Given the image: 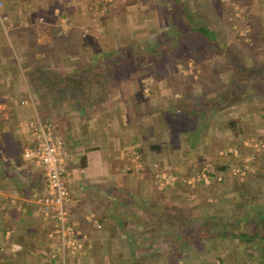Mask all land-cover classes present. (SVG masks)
<instances>
[{
	"label": "crops",
	"instance_id": "obj_1",
	"mask_svg": "<svg viewBox=\"0 0 264 264\" xmlns=\"http://www.w3.org/2000/svg\"><path fill=\"white\" fill-rule=\"evenodd\" d=\"M113 2L122 9L138 0ZM251 2L263 19L264 0ZM91 18L89 0H0V264H156L168 247L150 242L171 239L153 224L165 228L171 212L199 215L221 199L198 185L223 184L228 199L264 205V150L248 153L245 145L264 137V107L211 110L193 137L185 113L200 90L182 89L184 76L171 69L159 78L137 68L110 75L104 58H91L98 29L92 33ZM36 123L61 142L71 233L43 212L46 171L24 156ZM203 170L211 182L188 185ZM158 173L177 181L159 190ZM204 248L184 250L178 264H202L219 251Z\"/></svg>",
	"mask_w": 264,
	"mask_h": 264
},
{
	"label": "trees",
	"instance_id": "obj_2",
	"mask_svg": "<svg viewBox=\"0 0 264 264\" xmlns=\"http://www.w3.org/2000/svg\"><path fill=\"white\" fill-rule=\"evenodd\" d=\"M171 4H173L174 9L169 13L167 29L157 35L149 36L153 41L152 44L144 45L143 49L142 46L138 47L142 50L136 51L122 48H110L106 51L95 49L91 51V58L95 61L104 58L107 61L105 68L113 76L121 78L136 68L143 70V75L153 76L154 73L148 72V69L156 61H159L164 54L173 53L175 48L180 45L181 37L197 34L204 41L210 53L223 55L231 69L236 72L232 76L230 84L223 87L215 95L206 96L201 92V95L196 98H193L194 96L188 97V103H193L185 113L190 119L188 130L193 133V137H197L198 131L202 129L203 121H206L203 119L211 110H213V115L215 111L254 98L264 100V65L246 67L241 63L234 52L225 48L216 31L207 28L205 25L198 26L196 24L195 15L187 4V0H171ZM106 5L108 6L107 9H111L113 6L112 3ZM99 6H101V2ZM94 7L95 4L92 3V8ZM156 10L158 13H162L161 8ZM194 52L196 54L197 51L194 50ZM178 62L179 60L175 63ZM94 67L95 65L92 64V69ZM85 69L87 70V68ZM109 74L108 79H110ZM206 79L208 84H213L212 78L206 76ZM77 81H74L76 88L79 86L77 83L81 84V81ZM108 84L111 83L107 81V87ZM185 90L189 91L186 88ZM200 120L201 125L198 123ZM213 184L211 185L213 187L204 188L203 185H198V187H203L204 193L210 194L212 192L215 196L220 197L221 199L217 203L203 205L199 215H194L189 209L171 212L165 228H163L162 223L153 224L151 231L166 232L171 239L167 240L165 237L156 245L154 242H150V247L158 246L161 248L163 245L168 247L164 256L159 257L160 264H178L184 259V250L190 248L202 250L204 245L207 248L213 244L225 245L227 239L232 244L224 246L223 252L216 253L213 257L207 253L208 260H211L212 257V260H217L219 264H264V205L255 200L250 206L239 201L234 202L228 199L231 196L228 194V188L226 191L224 190L226 185ZM224 199L229 202H224ZM227 203L233 205H227ZM215 238L214 241H207ZM232 250L235 256L230 253ZM142 260L138 259V261H134V264H143Z\"/></svg>",
	"mask_w": 264,
	"mask_h": 264
},
{
	"label": "rangeland",
	"instance_id": "obj_3",
	"mask_svg": "<svg viewBox=\"0 0 264 264\" xmlns=\"http://www.w3.org/2000/svg\"><path fill=\"white\" fill-rule=\"evenodd\" d=\"M100 2L101 6H99ZM92 3L95 4L94 8H92ZM107 3L113 4L111 9H107ZM114 4L113 0L107 2L90 0L89 2L92 33L98 28L95 34H92V44L96 49L101 46L105 51L110 48L136 51L141 49L138 48L141 46L143 49L144 45L152 44L151 36L167 29L169 13L174 9L171 0H159L158 2L148 0L144 3L138 0L133 4H123L124 8L122 9ZM187 4L195 15L196 24L198 26L205 25L216 31L225 48L234 52L238 60L246 67L264 65V18L259 19L257 16L260 13L257 8L258 4L252 3L251 0H187ZM157 8H161L162 13H158ZM153 9L157 13L154 15L155 18L150 17V10ZM122 10H124V14L121 13L122 17L117 19L114 15L117 11ZM106 12L108 13L106 14ZM150 27L152 28L150 29ZM179 44L173 53L164 54L159 61H156L148 69V72H153L154 74H152L156 78L168 73L169 69L173 73L180 72L184 76L181 82L182 89H189L188 92L192 89L200 90L206 96H211V94L213 96L230 84L232 76L236 72L231 69L223 55L210 53L204 41L197 34L181 37ZM194 50L197 51L196 54ZM177 60L179 62L176 67ZM139 72L142 74L144 71L139 69ZM206 76L212 78L213 84H208ZM174 83L179 85L177 79ZM244 103H257L264 107L258 98L244 101L238 105ZM245 145L248 153L250 151L263 152L264 137H250L245 140ZM228 244H232V242L226 240L225 245L213 244V248L214 250L219 249L218 253H222L224 246ZM230 253L235 256L233 250ZM202 260H204L202 264H219L217 260L211 259L212 262L207 259L206 261ZM155 261L156 264L161 263L158 258Z\"/></svg>",
	"mask_w": 264,
	"mask_h": 264
},
{
	"label": "built area",
	"instance_id": "obj_4",
	"mask_svg": "<svg viewBox=\"0 0 264 264\" xmlns=\"http://www.w3.org/2000/svg\"><path fill=\"white\" fill-rule=\"evenodd\" d=\"M31 141L33 148L26 150L24 156L26 158H33L46 171L48 193L43 199V204L45 205L43 212L45 214L50 212L55 214L59 223L60 233H71V230L67 227V210L65 205L68 201V192L64 186L65 167L62 160L61 142L54 137L51 126L46 123L31 125ZM209 172V170H203L195 178L187 181L188 185L195 182L209 184L211 182V173ZM233 172L238 174L240 170L233 169ZM155 179L159 190H164L167 186L177 181V177L166 173H158ZM78 246L73 241L67 245L72 251Z\"/></svg>",
	"mask_w": 264,
	"mask_h": 264
}]
</instances>
